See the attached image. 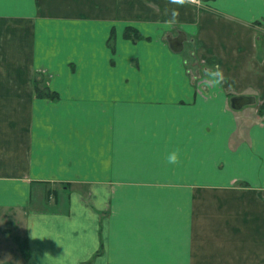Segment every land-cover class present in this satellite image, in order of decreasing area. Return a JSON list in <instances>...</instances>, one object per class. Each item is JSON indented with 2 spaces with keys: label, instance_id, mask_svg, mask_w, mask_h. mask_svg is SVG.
Returning <instances> with one entry per match:
<instances>
[{
  "label": "crops",
  "instance_id": "obj_1",
  "mask_svg": "<svg viewBox=\"0 0 264 264\" xmlns=\"http://www.w3.org/2000/svg\"><path fill=\"white\" fill-rule=\"evenodd\" d=\"M202 3L0 0V264H264V0Z\"/></svg>",
  "mask_w": 264,
  "mask_h": 264
},
{
  "label": "rangeland",
  "instance_id": "obj_2",
  "mask_svg": "<svg viewBox=\"0 0 264 264\" xmlns=\"http://www.w3.org/2000/svg\"><path fill=\"white\" fill-rule=\"evenodd\" d=\"M190 2H194L198 6L206 7L205 4L202 3L204 0H187ZM202 3V4H201ZM203 9V8H201ZM128 33V31L126 30ZM131 33V32H130ZM132 34V33H131ZM191 76V75H190ZM192 80L196 85H211V81L203 78L200 74L199 75H192ZM36 85H39L41 87L44 86V83H37ZM22 216L18 215L17 212H10V211H0V247L2 248L3 252L2 255H0V258L2 260H19L21 258V255H19L18 248L16 246H19L20 241L18 238L19 234L21 233L20 229L22 230V224L21 221Z\"/></svg>",
  "mask_w": 264,
  "mask_h": 264
},
{
  "label": "clouds",
  "instance_id": "obj_3",
  "mask_svg": "<svg viewBox=\"0 0 264 264\" xmlns=\"http://www.w3.org/2000/svg\"><path fill=\"white\" fill-rule=\"evenodd\" d=\"M205 78L210 80L211 82L215 83L217 82L219 78V72L213 70L212 67H206L204 69ZM167 160L169 163H176L179 160V154L176 151L170 152L167 156Z\"/></svg>",
  "mask_w": 264,
  "mask_h": 264
},
{
  "label": "water",
  "instance_id": "obj_4",
  "mask_svg": "<svg viewBox=\"0 0 264 264\" xmlns=\"http://www.w3.org/2000/svg\"><path fill=\"white\" fill-rule=\"evenodd\" d=\"M182 43L183 41H181V39L179 38L178 40L171 41V46L173 47V49L179 51L182 48ZM246 102H247V99L237 98L234 100V107L241 108Z\"/></svg>",
  "mask_w": 264,
  "mask_h": 264
},
{
  "label": "trees",
  "instance_id": "obj_5",
  "mask_svg": "<svg viewBox=\"0 0 264 264\" xmlns=\"http://www.w3.org/2000/svg\"><path fill=\"white\" fill-rule=\"evenodd\" d=\"M127 31H128V33H126V37L131 36V33H130V32H132L133 29H130V30H127ZM36 86H37V88H38L39 85H36ZM38 94H40L39 88H38Z\"/></svg>",
  "mask_w": 264,
  "mask_h": 264
},
{
  "label": "built area",
  "instance_id": "obj_6",
  "mask_svg": "<svg viewBox=\"0 0 264 264\" xmlns=\"http://www.w3.org/2000/svg\"><path fill=\"white\" fill-rule=\"evenodd\" d=\"M263 119H264V116H263Z\"/></svg>",
  "mask_w": 264,
  "mask_h": 264
}]
</instances>
